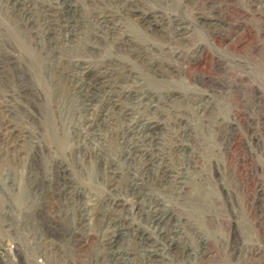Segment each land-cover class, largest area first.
<instances>
[{
	"label": "rangeland",
	"instance_id": "rangeland-1",
	"mask_svg": "<svg viewBox=\"0 0 264 264\" xmlns=\"http://www.w3.org/2000/svg\"><path fill=\"white\" fill-rule=\"evenodd\" d=\"M0 264H264V0H0Z\"/></svg>",
	"mask_w": 264,
	"mask_h": 264
},
{
	"label": "bare ground",
	"instance_id": "bare-ground-1",
	"mask_svg": "<svg viewBox=\"0 0 264 264\" xmlns=\"http://www.w3.org/2000/svg\"><path fill=\"white\" fill-rule=\"evenodd\" d=\"M8 1V0H7ZM24 1V0H23ZM131 1V0H130ZM14 2V1H13ZM129 3V2H128ZM15 5V4H14ZM28 5V4H27ZM12 7V6H11ZM40 7V6H39ZM15 8V7H14ZM22 10V9H21ZM34 10V9H33ZM37 10H39V9H37ZM36 10V11H37ZM24 11V10H23ZM32 11V10H31ZM131 11H132V9H131ZM26 12H28V11H26ZM40 12V11H39ZM20 15V14H19ZM41 16H42V14H41ZM45 18V17H44ZM50 19V18H49ZM64 19V18H63ZM51 21V20H50ZM48 22V21H47ZM100 22V21H99ZM23 24V23H22ZM66 24H68V22H66ZM71 24V23H70ZM27 27V26H26ZM30 27V26H29ZM35 28V27H34ZM51 28V27H50ZM37 29H39L40 31L42 30V29H40V28H38L37 27ZM27 30V29H26ZM34 30V29H33ZM53 30V29H52ZM62 31H63V41H65V40H67V39H69V28H68V25H66V26H64V29L62 28ZM30 32V31H29ZM61 32V31H60ZM36 33V32H35ZM57 33V32H56ZM71 33V32H70ZM37 34V33H36ZM45 35V34H44ZM31 37V36H30ZM36 37V36H35ZM34 40V39H33ZM51 40V39H50ZM62 41V40H61ZM95 41V40H94ZM89 42H90V40H89ZM91 43V42H90ZM89 43V44H90ZM26 44V43H25ZM67 44V43H66ZM29 45V44H28ZM87 45V44H86ZM31 46V45H30ZM85 47V46H84ZM32 48V47H31ZM40 48V47H39ZM85 49H86V47H85ZM33 50V49H32ZM52 50H54V49H52ZM49 51V50H48ZM35 52V51H34ZM50 52H51V50H50ZM52 53V52H51ZM35 55V54H34ZM36 55H37V53H36ZM56 55V54H55ZM54 56V55H53ZM57 57H59L58 56V54L56 55ZM49 57V56H48ZM35 58V57H34ZM40 58H41V56H40ZM74 58V57H73ZM68 59V58H67ZM71 60V59H70ZM34 61V60H33ZM36 62V61H35ZM73 62V61H72ZM36 64V63H35ZM50 64V63H49ZM40 65V64H39ZM46 65V64H45ZM51 65V64H50ZM41 66V65H40ZM58 67L56 66V69H57ZM41 69V68H40ZM52 70L54 71V69L52 68ZM71 70V69H70ZM75 71V70H74ZM113 71V70H112ZM41 73V72H40ZM51 73V72H50ZM104 73V72H103ZM80 74L82 75V77L83 76H85L86 75V70H85V68L83 67L82 69H81V71H80ZM15 75V74H14ZM101 75V74H100ZM61 76V75H60ZM106 76H108V75H105V76H102V77H100V79L102 80V81H99V80H97L98 82H96L92 87H91V89H93L94 87H99L100 86V84L101 83H104L103 82V80H104V77H106ZM44 78V77H43ZM52 78V77H51ZM85 81H83V83H82V85H84L85 83H84ZM51 85V84H50ZM67 85V84H66ZM47 86V85H46ZM55 86H56V84H55ZM87 86V85H86ZM47 88V87H46ZM61 88V87H60ZM82 88V87H81ZM63 89V88H62ZM51 90V89H50ZM54 90V89H53ZM52 90V91H53ZM56 90V89H55ZM83 90V89H82ZM88 90V89H87ZM89 91V90H88ZM57 92V91H56ZM50 93V92H49ZM58 93L59 92H57V95H58ZM49 95H51V94H49ZM120 95V94H119ZM39 96V95H38ZM54 96V95H53ZM62 96V95H61ZM64 96V95H63ZM72 96V95H71ZM51 97V96H50ZM38 98V97H37ZM61 99V98H60ZM78 102V101H77ZM52 104V103H51ZM55 104V103H54ZM111 109V108H110ZM66 114V113H65ZM105 119V118H104ZM102 120V119H101ZM98 121H100V120H98ZM149 127V126H148ZM126 128V127H125ZM144 129V128H143ZM143 132V131H142ZM141 134V133H140ZM148 134V133H147ZM148 137V136H147ZM143 140V139H142ZM145 140V139H144ZM157 179V178H156ZM115 184V183H114ZM111 185H109V187H110ZM133 186V188H135L134 187V185H132ZM114 187V186H113ZM142 200V199H141ZM112 203V202H111ZM115 203V202H114ZM115 207V206H114ZM118 207V206H117ZM113 208V207H112ZM115 209V208H114ZM148 209V208H147ZM117 212V211H116ZM160 212V211H159ZM113 214V213H112ZM97 215V214H96ZM156 217H155V219H153L154 221H160L161 222V220H162V218L160 217V216H157V215H155ZM152 221V220H151ZM113 222V221H112ZM153 222V221H152ZM119 230V229H118ZM117 230V231H118ZM121 230V229H120ZM123 235V234H122ZM119 236V235H118ZM128 238V237H127ZM113 242H114V240H112V238H111V236H105L103 239H102V243H103V246H107L108 248L110 247V248H112L113 247ZM139 243H141V242H139ZM141 245V244H140ZM134 247V246H133ZM114 248V247H113ZM118 254H115L114 253V255H115V257H118V256H121V257H124L125 259L123 260V261H125L126 260V255H127V253L126 254H121V252H117ZM113 255V256H114ZM149 256H152V254L151 253H149ZM106 258V257H105ZM114 258V257H113ZM118 258H120V257H118ZM130 258V257H129Z\"/></svg>",
	"mask_w": 264,
	"mask_h": 264
}]
</instances>
